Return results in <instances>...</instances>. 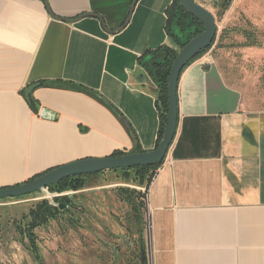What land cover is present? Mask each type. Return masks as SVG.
Here are the masks:
<instances>
[{"label": "crops", "instance_id": "1", "mask_svg": "<svg viewBox=\"0 0 264 264\" xmlns=\"http://www.w3.org/2000/svg\"><path fill=\"white\" fill-rule=\"evenodd\" d=\"M132 2L0 0V187L131 152L136 138L143 151L156 148L160 90L138 58L163 44L180 49L166 30L173 0H138L130 12ZM253 7L233 0L223 27L236 14L252 20ZM49 9L69 19L94 11L116 31L98 17L61 20ZM244 59L257 68H241L233 82L212 51L181 75L176 137L141 186L148 264H264V49ZM33 85L37 112L25 95Z\"/></svg>", "mask_w": 264, "mask_h": 264}, {"label": "rangeland", "instance_id": "2", "mask_svg": "<svg viewBox=\"0 0 264 264\" xmlns=\"http://www.w3.org/2000/svg\"><path fill=\"white\" fill-rule=\"evenodd\" d=\"M200 1L215 13L219 21L218 35L209 51L218 58L229 80L235 81L241 68L255 70L257 64L244 59V54L251 47L264 49V0H251L256 6L253 7L252 20L247 14H236L226 29L223 27L224 17L221 19L218 14L224 0ZM173 28L178 32L176 23ZM121 186L142 192L141 186L122 180L120 169L87 176L86 188L70 192L76 204L73 215L79 218L77 226L73 227L66 217H62L36 230L45 264H138L143 244L147 252V207L143 209V239L138 228L131 223V207L118 195ZM41 195L39 192L0 200V264H39L23 244L14 239L16 235L10 224L28 212Z\"/></svg>", "mask_w": 264, "mask_h": 264}, {"label": "trees", "instance_id": "3", "mask_svg": "<svg viewBox=\"0 0 264 264\" xmlns=\"http://www.w3.org/2000/svg\"><path fill=\"white\" fill-rule=\"evenodd\" d=\"M196 1L204 5V3H202L200 0H196ZM232 1L233 0H224V2L222 3V8L218 13L221 19L226 14ZM214 7H216V5H214ZM167 16H168L167 26H166L167 33L170 37L174 39V41L176 42V44L179 46L180 49L184 47L193 37L199 34L204 28L203 22L197 17H195L193 14H191L184 6H182L179 0H173V3L167 9ZM175 23L177 26H179L178 32L174 31L173 26ZM215 41L216 39L209 48L202 50L197 56H195L188 63L187 66H189L192 62H194L197 58L206 54L213 47ZM252 45L255 44H248V46H252ZM178 52L179 50L170 47L169 45L163 44L156 49L147 50L144 54H142L138 58L139 65L149 74V76L159 86V90H160L157 98V107L159 110L161 122H160L157 146L159 145L163 137V133L165 129L166 118L168 113L169 75L172 64ZM56 83L57 85L61 86L60 83H63V81H59L55 83L43 82L36 85L53 86L56 85ZM74 88L80 91H86L90 94H94V95L96 94L95 92L91 90H87L81 85H76L74 86ZM96 97L102 103L107 105L109 108L113 109L111 104L106 102L103 98L98 96ZM27 101L31 109L37 112L38 104L35 98L32 95H30L27 98ZM131 152H144L137 138H136V145L133 147V150ZM123 154H125V152L115 151L110 156H118ZM162 164L163 162L153 166H137L133 168L120 169L122 173V180L131 183L133 185L148 187V185L155 177L157 170L161 167ZM40 175L41 174L36 175L35 177H38ZM91 175H96V174L72 176L50 186L49 188L54 193H61L65 191L77 192L87 187V176H91ZM118 195L123 201H125L131 207L132 210L130 216L131 223H133L134 226L138 228L137 231L139 235L143 237L144 236L143 209L146 206L145 193L137 190L136 188L121 186L120 188H118ZM21 197H25V196H21ZM140 198H142V200H140ZM54 201L56 205L50 203L48 200H40L36 202V204H34L29 209L28 212L24 213L20 218L13 220L12 224H10L12 229L14 230V234L16 235L14 239L19 240L23 244V246L29 251V253L33 256L34 260L39 264H45V261L41 253V249L38 242V234L36 230L40 227L50 224L51 221L60 220L62 217H66L73 227L77 226L79 222V218L73 215L75 212L74 208H76V204L74 203V199L71 195L57 196L54 198ZM61 204H64L65 206L61 208L60 207ZM142 247L143 249L141 251L138 264H148L147 254L143 255V252L146 251L145 245L143 244L141 248Z\"/></svg>", "mask_w": 264, "mask_h": 264}, {"label": "water", "instance_id": "4", "mask_svg": "<svg viewBox=\"0 0 264 264\" xmlns=\"http://www.w3.org/2000/svg\"><path fill=\"white\" fill-rule=\"evenodd\" d=\"M137 1L138 0H133L130 12H132ZM179 1L182 6H184L191 14L203 22L204 28L184 47L179 49V52L172 64L168 82V113L163 137L159 145L150 151L128 152L118 156L89 157L57 166L41 174L40 176L25 181L21 184L0 187V200L5 198H17L31 195L72 176L97 174L109 169L118 170L137 166H153L164 162L177 134L179 121L178 87L181 75L188 63L195 56L213 44L219 31V21L215 13H213L210 9L196 0ZM49 12L54 18L68 21H75L77 19L89 16L98 17L101 19L108 31H116L109 28L104 17L94 11L85 12L74 19L58 17L54 15L50 9ZM128 20L129 18L126 20L125 24L128 22ZM122 27L123 26H121L120 29ZM34 87L35 85L30 86L27 89L25 93L26 98L30 96ZM64 206V204L60 205L61 208ZM146 254V251L143 252V255Z\"/></svg>", "mask_w": 264, "mask_h": 264}, {"label": "built area", "instance_id": "5", "mask_svg": "<svg viewBox=\"0 0 264 264\" xmlns=\"http://www.w3.org/2000/svg\"><path fill=\"white\" fill-rule=\"evenodd\" d=\"M140 189H142V192H144L145 195L147 196V188L146 187H140ZM41 193H42V195L38 199H40V200H48L50 203H52L54 205H56L55 202H54V198L56 196L70 195V192H68V191L62 192V193H52L49 188L43 189L41 191Z\"/></svg>", "mask_w": 264, "mask_h": 264}, {"label": "flooded vegetation", "instance_id": "6", "mask_svg": "<svg viewBox=\"0 0 264 264\" xmlns=\"http://www.w3.org/2000/svg\"><path fill=\"white\" fill-rule=\"evenodd\" d=\"M49 188V187H48ZM50 189V188H49ZM42 191V190H41ZM41 191H39L40 193H41ZM51 191V190H50ZM39 192H36V193H39ZM52 192V191H51ZM66 192V191H65ZM68 192H71V191H68ZM72 192H74V191H72ZM52 193H54V192H52ZM62 193V192H61ZM65 196V195H64ZM57 197V196H56Z\"/></svg>", "mask_w": 264, "mask_h": 264}, {"label": "bare ground", "instance_id": "7", "mask_svg": "<svg viewBox=\"0 0 264 264\" xmlns=\"http://www.w3.org/2000/svg\"><path fill=\"white\" fill-rule=\"evenodd\" d=\"M44 195V194H43Z\"/></svg>", "mask_w": 264, "mask_h": 264}]
</instances>
